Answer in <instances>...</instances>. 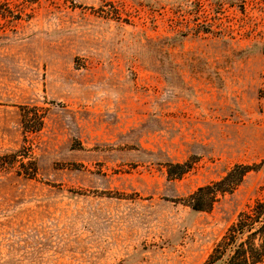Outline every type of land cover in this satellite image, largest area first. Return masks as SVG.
<instances>
[{
    "label": "rangeland",
    "instance_id": "obj_1",
    "mask_svg": "<svg viewBox=\"0 0 264 264\" xmlns=\"http://www.w3.org/2000/svg\"><path fill=\"white\" fill-rule=\"evenodd\" d=\"M262 197L264 0H0V264H208Z\"/></svg>",
    "mask_w": 264,
    "mask_h": 264
},
{
    "label": "trees",
    "instance_id": "obj_2",
    "mask_svg": "<svg viewBox=\"0 0 264 264\" xmlns=\"http://www.w3.org/2000/svg\"><path fill=\"white\" fill-rule=\"evenodd\" d=\"M248 171L246 165H235L220 180L192 192L187 204L197 211L209 209L219 194L231 193ZM208 264H264V197L238 215L214 248Z\"/></svg>",
    "mask_w": 264,
    "mask_h": 264
}]
</instances>
